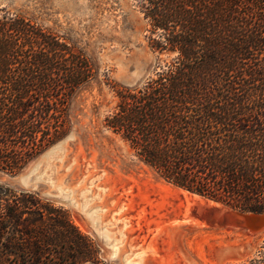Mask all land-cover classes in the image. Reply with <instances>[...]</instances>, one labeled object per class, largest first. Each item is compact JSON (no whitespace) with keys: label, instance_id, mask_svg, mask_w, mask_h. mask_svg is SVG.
Here are the masks:
<instances>
[{"label":"trees","instance_id":"1","mask_svg":"<svg viewBox=\"0 0 264 264\" xmlns=\"http://www.w3.org/2000/svg\"><path fill=\"white\" fill-rule=\"evenodd\" d=\"M138 5L157 68L136 86L108 82L116 102L105 126L158 178L263 212L264 0ZM98 79L94 56L78 40L1 10L0 171L18 173L64 138L73 102ZM0 264L103 261L65 207L0 183Z\"/></svg>","mask_w":264,"mask_h":264},{"label":"rangeland","instance_id":"2","mask_svg":"<svg viewBox=\"0 0 264 264\" xmlns=\"http://www.w3.org/2000/svg\"><path fill=\"white\" fill-rule=\"evenodd\" d=\"M138 6V0H0V11L23 13L78 40L99 68V83L93 82L73 102L72 137L49 157L45 151L38 154L16 174L0 171V183L37 191L65 207L78 228L94 238L103 264H140L134 263L137 245L150 243L159 257L147 256L143 264H264V236L248 234L233 219L239 210L225 204L204 208L200 218L208 225L174 228L172 222L183 218L188 192L154 175L104 124L116 102L108 82L131 85L128 80L137 71L147 69V80L157 68L148 22ZM33 166L36 186L26 188L18 176ZM191 205L190 215L197 212V203ZM88 213L99 219L98 226L90 224L91 230L80 226ZM120 217L121 222H112ZM240 245L234 253L221 249Z\"/></svg>","mask_w":264,"mask_h":264},{"label":"bare ground","instance_id":"3","mask_svg":"<svg viewBox=\"0 0 264 264\" xmlns=\"http://www.w3.org/2000/svg\"><path fill=\"white\" fill-rule=\"evenodd\" d=\"M60 146H61V144H58V145H56V146H54L50 151H48V152H46L45 154H44V156L45 157H49L50 155H52L53 154V152H57L59 149H60ZM61 151V150H60ZM43 156V157H44ZM57 187L59 188V189H61L60 187H61V185H57ZM58 189V190H59ZM64 189V188H63ZM62 190V189H61ZM61 190H59V192L61 193V192H63V191H61ZM183 191H185V192H188V194L189 195H186L185 196V198H186V201H187V204L185 205V211H183V218L182 219H176L175 221H173L172 223L174 224V228H176V227H178V226H180L181 224H186V225H189V226H192V227H199V226H204V225H208V221L206 220V218L205 217H203V218H200L201 216H191L190 214H189V211H190V208H191V204H193V203H197L198 204V207H199V209H200V211L202 212V210H203V207L206 205V206H211V204H215L216 206H219L218 204H221V203H217L216 204V202H213V201H209V200H207V202L208 203H206L204 200H203V197H201V196H199V195H196V194H192L191 192H189L188 190H184V189H182ZM181 190V191H182ZM190 196V197H189ZM200 201H202V203L200 202ZM208 204V205H207ZM191 205V206H190ZM214 206V205H213ZM219 207H222V206H219ZM239 215H241V213H237V214H235L234 215V217H235V219H237L238 218V216ZM87 216H88V221H83V222H81L80 223V226H81V228H83V229H90V227H91V223L94 225V227H96V226H98L97 225V223H98V220L99 219H96L95 217H92L91 216V214L90 213H88L87 214ZM204 216V215H203ZM124 219V217H120L119 219H116V220H114V221H112L113 223H116L117 221L119 222H121L122 220ZM207 223V224H206ZM210 226V225H209ZM103 227V226H102ZM245 231H247V233L248 234H251V235H258V234H261V235H263L264 236V230H258V231H252L251 229H247V228H244L243 226H241ZM161 228V227H160ZM91 230V229H90ZM161 230H162V228H161ZM159 231H160V229H157L156 231H155V233H154V236H157L158 234H159ZM163 231V230H162ZM251 235H249V236H251ZM106 237L108 236V238H109V235L107 234V235H105ZM259 236V235H258ZM154 238V237H153ZM120 240V239H119ZM119 240H117V241H119ZM131 242V241H130ZM130 245H131V247H133L132 246V244L131 243H129ZM138 247H137V249H136V254L134 255L135 256V258H137L138 260L136 261V262H134V263H140V264H143V263H145L146 262V258H147V256H151L152 258H155V259H158V257H159V252H158V250L156 249V246L153 244V243H150V245H148L147 247L146 246H141L140 244L139 245H137ZM221 249H223L224 250V248L222 247ZM142 250H144V251H142ZM237 250H239V249H237ZM237 250H234L233 252H231V253H234L235 251H237ZM227 252V251H226ZM229 254V253H228ZM141 257H143V259H139V258H141ZM162 260V259H161Z\"/></svg>","mask_w":264,"mask_h":264},{"label":"water","instance_id":"4","mask_svg":"<svg viewBox=\"0 0 264 264\" xmlns=\"http://www.w3.org/2000/svg\"><path fill=\"white\" fill-rule=\"evenodd\" d=\"M148 75V70L145 69V70H139L136 72V74L131 77L129 80H128V83L131 84V85H139L141 84L147 77ZM73 135V133H70L68 134L64 140L62 141H58L56 142L53 146L55 145H58V144H61L62 142H66L69 138H71ZM52 146V147H53ZM50 147V149L52 148ZM50 149H48L47 151H45L43 153V155L48 152ZM41 155V156H43ZM34 166L29 169L28 171L20 174L18 176V179L20 180L21 184L23 186H25L26 188H34L36 185H35V182L31 179V171L34 170ZM193 194H196V195H199L197 193H193ZM200 196V195H199ZM209 201H213V202H216V203H221V204H224L222 202H219V201H215L213 199H207ZM210 206H204L203 207V210L204 208H208ZM197 212L196 213H191V216H202V212L200 211L199 207H198V204H197ZM234 209V208H233ZM235 210H238V209H235ZM239 213H241V215L238 216L237 219H235V217L233 219H235V222L239 225V226H243L244 228H247V229H251L252 231H258V230H264V211H251V212H243V210H239L237 211ZM235 212V213H237ZM233 213V214H235ZM237 249H241V245L240 246H233V247H225L224 250L225 251H229L230 253L233 252L234 250H237Z\"/></svg>","mask_w":264,"mask_h":264}]
</instances>
